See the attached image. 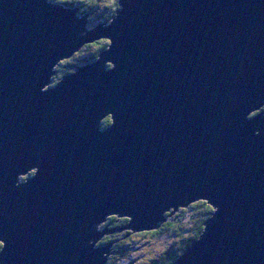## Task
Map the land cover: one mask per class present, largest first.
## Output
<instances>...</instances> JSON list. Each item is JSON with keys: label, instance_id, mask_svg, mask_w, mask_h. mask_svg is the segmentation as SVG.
I'll return each mask as SVG.
<instances>
[{"label": "water", "instance_id": "1", "mask_svg": "<svg viewBox=\"0 0 264 264\" xmlns=\"http://www.w3.org/2000/svg\"><path fill=\"white\" fill-rule=\"evenodd\" d=\"M119 5L90 27L78 7L0 0V264H107L100 237L198 200L212 215L172 264H264V109L249 115L264 107V0ZM114 215L128 224L101 231Z\"/></svg>", "mask_w": 264, "mask_h": 264}, {"label": "trees", "instance_id": "2", "mask_svg": "<svg viewBox=\"0 0 264 264\" xmlns=\"http://www.w3.org/2000/svg\"><path fill=\"white\" fill-rule=\"evenodd\" d=\"M83 1L89 3L91 7L82 5L80 13L91 12V19L95 23L110 20L120 8L119 0ZM109 42V40L103 39L99 42L96 41L92 45H86L91 55L79 53L81 63L95 61L99 57V54L108 47ZM69 64L72 66L73 63ZM111 123V117H107L103 121L105 127H108ZM212 212L213 208L207 201L198 200L187 207L179 208L174 214H172V211L168 212L166 214L167 220L158 229L137 233H133L131 230H118L106 238L107 241L114 243L112 245L114 254L109 257L107 264H117L116 261H121L126 257V254L130 251V247L127 244L132 240L134 234H140L152 239L164 237V240L167 242V251L164 253L163 259L159 264H172L194 240L198 239L203 232L205 221L212 215ZM128 222L129 219L127 217H119L118 215L110 216L107 219V223L113 224L116 228L126 226ZM186 234L188 235L185 236Z\"/></svg>", "mask_w": 264, "mask_h": 264}, {"label": "rangeland", "instance_id": "3", "mask_svg": "<svg viewBox=\"0 0 264 264\" xmlns=\"http://www.w3.org/2000/svg\"><path fill=\"white\" fill-rule=\"evenodd\" d=\"M102 40L103 39L97 40V42L102 41ZM79 53L80 51L75 52V54L72 55L69 59H66V60L63 59L61 60V62L59 61L60 64L67 65L69 63H73V65L75 66L81 61L79 57L80 56ZM86 55H89V52ZM58 65L59 64L54 66V71H56L58 68L63 69ZM60 75L62 76V74H58V73L56 74V72L55 73L53 72V74L51 75L50 81L42 87V90L45 91L47 88L53 87L56 81L58 80V78L60 77ZM263 109L264 107L250 111L249 115L259 116ZM30 172L31 173L35 172V170L34 169L30 170ZM18 178L20 179L21 182H27V180L29 179V175L19 174ZM98 227L101 231L107 230V229H118L115 226H113V224L107 223V221L100 223ZM114 232L109 233V234L107 233L106 235L100 237L95 242L96 246L99 247V246H107V245H110L111 243L114 244L112 241H107L106 239L109 235H112ZM187 235L188 234H186V236ZM166 243L167 242L164 240V237L160 239H152V238H147L140 234H135L132 240L127 244L130 247V251L126 254V257L123 260L121 261L118 260L116 262L117 264H159L163 259L164 253L167 251ZM113 254L114 253L111 252V255Z\"/></svg>", "mask_w": 264, "mask_h": 264}, {"label": "flooded vegetation", "instance_id": "4", "mask_svg": "<svg viewBox=\"0 0 264 264\" xmlns=\"http://www.w3.org/2000/svg\"><path fill=\"white\" fill-rule=\"evenodd\" d=\"M55 2H57V3H61V4H63L64 6H67V7H78L80 10H81V6L82 5H85L86 7H91V5L89 4V3H85L83 0H54ZM87 14H90V23H89V26L90 27H93V26H95V25H97L98 23H95V22H93L92 21V19H91V12H86ZM86 13H81V14H86ZM106 21H110V20H106ZM103 22H105V21H103ZM99 23H101V22H99ZM99 42V41H98ZM95 43V42H94ZM89 45H92V43H90V44H87V46H89ZM87 46L85 45L83 48H82V50L80 51V54H83V55H86L87 53H88V51H89V49L87 48ZM89 55H91V53H89ZM93 61V60H92ZM92 61H90V62H92ZM90 62H87V63H90ZM86 62L85 63H82V65H85V64H87ZM58 66H60L61 68H63V69H60V68H58L57 70H56V74L58 73V74H62V76L61 77H63L64 75H66V74H69V73H72L73 72V70H72V68H73V64H72V66L70 65V64H67V65H62V64H60L59 63V65ZM79 66H81V65H79ZM78 66L76 65V67H75V69L77 68ZM75 69H74V71H75ZM61 70V71H60ZM65 70H66V73H65ZM105 120V119H104ZM103 120V121H104ZM103 126L105 127V125L103 124ZM30 173V174H29ZM28 173V175H29V178H31V177H33L34 175V172H29ZM3 247V243H2V241H0V250H1V248Z\"/></svg>", "mask_w": 264, "mask_h": 264}, {"label": "bare ground", "instance_id": "5", "mask_svg": "<svg viewBox=\"0 0 264 264\" xmlns=\"http://www.w3.org/2000/svg\"><path fill=\"white\" fill-rule=\"evenodd\" d=\"M70 57H71V56H70V55H68V57H67V58H65V60H66V59H69ZM92 62H93V61H92ZM34 170H35V168H34ZM20 174H21V175H27V174H28V172H25V171H24V172H21ZM154 233H155V232H154ZM134 235H135V234H134ZM185 236H186V235H185ZM154 239H155V238H154ZM161 240H162V239H161ZM111 250H112L111 252H113V253H114V251H113V248H111Z\"/></svg>", "mask_w": 264, "mask_h": 264}]
</instances>
